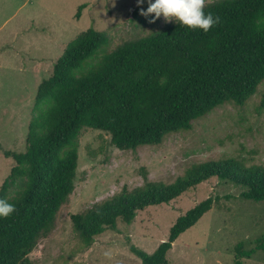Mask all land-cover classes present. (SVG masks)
<instances>
[{
  "label": "trees",
  "instance_id": "1",
  "mask_svg": "<svg viewBox=\"0 0 264 264\" xmlns=\"http://www.w3.org/2000/svg\"><path fill=\"white\" fill-rule=\"evenodd\" d=\"M85 7H78L77 19ZM204 10L220 18L207 33L178 22L124 43L91 66L86 62L107 45L106 33L90 28L66 45L51 76L38 85L25 151L4 152L15 165L0 187V199L14 204L15 212L0 218V264H32L29 254L55 229L75 188L84 128L106 132L112 146L133 151L189 131L213 109L242 106L256 93L264 80V0H220ZM211 178L244 188L247 200L264 202L263 168L234 159L210 161L193 165L171 184L145 179L140 187L124 189L72 215L73 229L88 248L97 236L116 230L118 221L130 225L137 212L169 204ZM214 201L207 198L180 216L152 254L133 245L130 252L141 264H170L174 242ZM254 250L264 251V237ZM254 250L244 252L239 245L237 256Z\"/></svg>",
  "mask_w": 264,
  "mask_h": 264
},
{
  "label": "rangeland",
  "instance_id": "2",
  "mask_svg": "<svg viewBox=\"0 0 264 264\" xmlns=\"http://www.w3.org/2000/svg\"><path fill=\"white\" fill-rule=\"evenodd\" d=\"M220 0H205V6ZM85 5L80 18L79 6ZM146 10L147 2L141 5ZM136 0H0V187L15 165L4 152H24L38 85L52 74L66 45L93 28L108 43L86 63L98 62L126 42L178 23L140 14ZM89 66V67H90ZM264 80L247 102L225 103L192 122L189 131L171 133L159 145L121 151L108 133L84 128L78 136L73 193L57 214L53 232L29 254L32 264H141L130 246L152 254L167 240L176 220L199 202L213 198L202 218L173 244L170 264H264L254 250L264 237V202L243 198L244 188L211 178L169 204L137 212L128 225L118 221L86 248L71 216L140 187L145 179L171 184L193 165L234 159L264 169ZM250 256L238 257L237 247ZM238 258V259H237Z\"/></svg>",
  "mask_w": 264,
  "mask_h": 264
},
{
  "label": "clouds",
  "instance_id": "3",
  "mask_svg": "<svg viewBox=\"0 0 264 264\" xmlns=\"http://www.w3.org/2000/svg\"><path fill=\"white\" fill-rule=\"evenodd\" d=\"M136 2L137 7L147 2L146 10L140 7V14L146 18L154 14L149 22H155L163 16L166 21L175 20L182 26L193 30L201 29L205 33L220 22L218 16L205 12V0H136ZM14 212V204L0 199V218L9 217Z\"/></svg>",
  "mask_w": 264,
  "mask_h": 264
}]
</instances>
